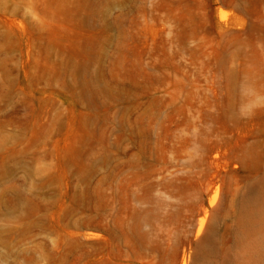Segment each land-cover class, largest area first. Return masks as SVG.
<instances>
[{
    "label": "rangeland",
    "instance_id": "374dc122",
    "mask_svg": "<svg viewBox=\"0 0 264 264\" xmlns=\"http://www.w3.org/2000/svg\"><path fill=\"white\" fill-rule=\"evenodd\" d=\"M211 228L264 264V0H0V264H190Z\"/></svg>",
    "mask_w": 264,
    "mask_h": 264
},
{
    "label": "bare ground",
    "instance_id": "6f19581e",
    "mask_svg": "<svg viewBox=\"0 0 264 264\" xmlns=\"http://www.w3.org/2000/svg\"><path fill=\"white\" fill-rule=\"evenodd\" d=\"M253 194V195H252ZM252 196H247L244 200V194L240 200V209H241V216L240 220L244 223V206L246 207L245 213L248 217L251 214V209H256L257 205L259 204V197L257 194V190H253ZM204 223L201 224V228L203 229ZM202 232V230H200ZM200 233V232H199ZM215 244V231L214 228H211L210 232L204 236L196 245V250L193 256V260L190 264H214L211 259V254L214 250ZM187 264V263H184Z\"/></svg>",
    "mask_w": 264,
    "mask_h": 264
}]
</instances>
